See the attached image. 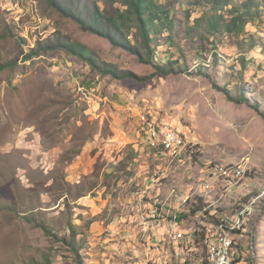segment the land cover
<instances>
[{
    "label": "rangeland",
    "instance_id": "374dc122",
    "mask_svg": "<svg viewBox=\"0 0 264 264\" xmlns=\"http://www.w3.org/2000/svg\"><path fill=\"white\" fill-rule=\"evenodd\" d=\"M157 1L175 21L167 45H178L179 64L169 76L84 30L51 0H0V264H206L203 231L199 251L180 254L165 235L152 244L150 224L170 209L188 213L202 230L199 220L216 222L257 198L236 253L238 264H264V0L244 42L224 45L218 72L213 55L200 60L199 36L187 35L188 15L191 23L215 0ZM105 2L74 6L84 18L95 3L108 12L120 7ZM197 26L205 35L207 22ZM65 42L85 46L101 70L67 52ZM172 49L160 48L163 63ZM242 56L248 72L239 80ZM106 63L143 80L106 74ZM224 87L232 99L242 88L248 103L230 101ZM140 117L195 141L194 161L157 162L138 136ZM239 165L245 177L231 193L208 176Z\"/></svg>",
    "mask_w": 264,
    "mask_h": 264
},
{
    "label": "trees",
    "instance_id": "16d2710c",
    "mask_svg": "<svg viewBox=\"0 0 264 264\" xmlns=\"http://www.w3.org/2000/svg\"><path fill=\"white\" fill-rule=\"evenodd\" d=\"M51 3L62 15L77 20L84 30L106 37L115 47L123 48L137 55L142 63H147L154 68L155 74L169 76L177 73L176 67L179 64V57H175V48L178 45H167L174 39L175 21L171 17L172 11L169 8H165L162 3H158L157 0H106L105 3L112 5L111 8L115 4L120 7H113L108 12L107 9H101L98 3H95L94 8L85 18L83 17L82 9L80 11L78 5L74 6L75 0H51ZM195 4L199 3H192V5ZM258 7L259 3L257 0H245L238 5H233L231 0H215L209 11L200 17L194 18L191 23L189 14L188 20L191 27L188 28L187 35H190L193 41V38L199 36V39L195 40L194 46L197 49L200 60L205 61L209 55H213V63L210 66L218 72L222 60L226 58L222 51L224 45L227 42L232 45H240L244 42V38L249 33L247 31L248 24L254 22L259 16ZM202 21L207 22L208 29L205 35H198L195 32L198 29L197 25ZM134 28L136 37L133 43L128 40V35ZM206 41L209 42L213 52L206 47ZM61 44L70 54L77 55L90 63L93 69L101 70L98 61L85 46L75 42ZM161 47H164V53H167L166 50L175 47L173 48L175 52L172 49L173 53L169 56L167 63H163L164 59L159 57ZM140 48L145 51L144 56L141 55ZM240 60L242 69L237 76L239 80H241L239 75L244 76L248 72L249 62L246 56H242ZM102 69H104L106 74L118 79L133 78L140 81L143 80L130 71H119L112 64L106 63ZM221 90L227 94L230 101L237 104L248 103V98L242 88L238 99H232L225 87L221 88ZM73 235L76 236L74 231Z\"/></svg>",
    "mask_w": 264,
    "mask_h": 264
},
{
    "label": "built area",
    "instance_id": "2783aa9c",
    "mask_svg": "<svg viewBox=\"0 0 264 264\" xmlns=\"http://www.w3.org/2000/svg\"><path fill=\"white\" fill-rule=\"evenodd\" d=\"M142 127L148 136V146L156 154L170 164L194 161L198 145L195 141L185 137L179 130L168 125H161L153 119L141 118ZM245 167H222L210 171L208 176L223 182L225 194L233 192L234 186L245 177ZM212 175V176H211ZM187 200V199H186ZM186 200L183 199L185 203ZM258 198L249 205L243 206L234 213H225L220 218H214L216 222H207L201 231L204 232L203 245L206 248V264H238L236 253V236L243 232L255 212V204ZM167 204L163 205V208ZM180 212L168 211L163 213V219L167 221V233L178 247L179 253L187 250L188 253H197L199 244L196 231L188 234L182 230ZM212 218L215 216L211 213ZM178 253V254H179Z\"/></svg>",
    "mask_w": 264,
    "mask_h": 264
},
{
    "label": "crops",
    "instance_id": "0c3cea01",
    "mask_svg": "<svg viewBox=\"0 0 264 264\" xmlns=\"http://www.w3.org/2000/svg\"><path fill=\"white\" fill-rule=\"evenodd\" d=\"M141 117L140 118H138V123H137V125H138V127L140 128V131H139V133H138V136L139 137H141V135H142V137H143V139H144V141L146 142V144H147V149H148V151H149V154H150V156H152V157H154L155 159H157V162H162V161H164V164L166 165V163H167V161H165V160H162L157 154H156V152L154 151V150H152V149H150L149 148V146H148V136H147V134L145 133V131H144V129H143V127H142V123H141ZM119 138L121 139L119 142H121L122 143V146H124L125 144H126V142H127V139L125 138V137H121V136H119ZM133 142H135V141H131V143L130 144H132ZM110 144V143H109ZM118 144H120V143H118ZM113 146H115L114 144H113ZM175 163H178V164H180L181 165V163L180 162H175ZM168 167V166H167ZM178 205V204H177ZM176 205V206H177ZM151 206V205H150ZM181 206V205H180ZM152 207V206H151ZM211 213V212H210ZM217 212H213L212 211V214L213 215H215ZM188 213H186V214H182L181 213V215H180V218H181V220H182V230H183V232L184 233H186V234H188V233H190V232H192V231H196V233H197V236L199 237V232L201 231V228L200 227H196V223L195 222H192L191 221V219L193 218L194 219V217H192V216H190V215H187ZM207 221H209L210 219H206ZM159 221V220H158ZM119 224V223H118ZM198 224L201 226V224H202V226L205 224V222H203V220H199L198 221ZM117 229V228H116ZM114 230L115 232H117V230ZM149 229H150V231H151V234H152V244H157V243H159L160 241H161V239H156L155 238V236H158L159 237V234H162L161 236L163 237V239H164V235H165V237H166V239L169 241V243H174L173 242V240H172V238H170V236L168 235V233H167V231H168V229H167V221L166 220H162V221H159L157 224H150V227H149ZM154 234H156V235H154ZM175 244V243H174ZM176 245V244H175Z\"/></svg>",
    "mask_w": 264,
    "mask_h": 264
}]
</instances>
